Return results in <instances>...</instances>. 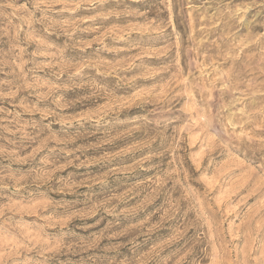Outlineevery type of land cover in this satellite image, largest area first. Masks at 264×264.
Returning a JSON list of instances; mask_svg holds the SVG:
<instances>
[{"label": "rangeland", "instance_id": "1", "mask_svg": "<svg viewBox=\"0 0 264 264\" xmlns=\"http://www.w3.org/2000/svg\"><path fill=\"white\" fill-rule=\"evenodd\" d=\"M0 264H264V0H0Z\"/></svg>", "mask_w": 264, "mask_h": 264}]
</instances>
